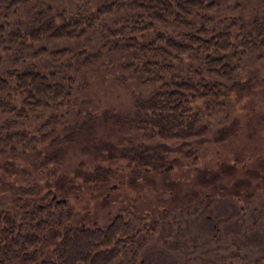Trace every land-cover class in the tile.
<instances>
[{
	"label": "trees",
	"instance_id": "16d2710c",
	"mask_svg": "<svg viewBox=\"0 0 264 264\" xmlns=\"http://www.w3.org/2000/svg\"><path fill=\"white\" fill-rule=\"evenodd\" d=\"M245 1L243 6L236 0H0V189H8L11 205L2 206L0 195V264H136L141 244L134 240L153 231L148 219L164 225L177 208L167 204L168 196L178 201L185 187L193 196L216 187L221 176L206 165L193 168V186L163 179L157 187L154 175L167 169L170 150L164 142L117 147L108 142L98 152L106 164L81 173L85 187H93L86 194L97 193L123 160L126 171L102 198L119 186L139 190L148 199V217L133 204L103 214L101 222L89 210H74L72 201L80 194L74 176L58 174L54 190L43 195L28 177L24 186L7 177L18 170L31 177L59 163L58 143L92 130L96 118L88 114L89 120L58 135L66 110L83 104L90 75L92 81L140 84L136 95L131 92L135 127L164 140L201 135L202 115L221 109L229 94L249 92L264 80L254 66L264 57V0ZM217 131L218 143L237 132L225 125ZM46 138L51 152L37 145ZM17 160L27 161L30 170ZM218 163L235 187L244 184L235 162ZM151 196L163 202L156 216ZM123 254L128 256L120 263Z\"/></svg>",
	"mask_w": 264,
	"mask_h": 264
},
{
	"label": "rangeland",
	"instance_id": "374dc122",
	"mask_svg": "<svg viewBox=\"0 0 264 264\" xmlns=\"http://www.w3.org/2000/svg\"><path fill=\"white\" fill-rule=\"evenodd\" d=\"M236 1L238 5L248 4L245 0ZM222 11L224 13L226 10ZM254 66L264 76V57ZM92 78L91 75L87 77L90 87L83 91V104L75 102L72 111L66 110L62 130L58 135L64 136L72 131L75 122L89 120L88 114L96 118L91 122L92 130L83 136L76 132L70 142L58 143L63 150L59 163L38 170L31 177L24 170H18L7 177L8 180L24 186L28 177L30 182L39 184L37 190L43 195L48 188L54 190L58 174L74 176L73 180L80 185L76 190L80 194L72 201L74 210L84 213L89 210L101 222L103 214L118 212L120 207L133 204L132 209H143L144 215L148 217L151 215L148 199L140 198L139 190L128 192L119 186L106 199L102 198V194L109 191V185L119 182L122 172L126 171L123 160L118 161L116 170L109 177V183L97 193L86 194L93 187H85L81 173L93 170L97 162H102L98 157L99 147L105 152V144L108 142L116 147L136 145L138 142L156 146L164 142L170 150L163 164L167 169L154 175L157 187L160 188L163 179H177L182 184L186 182L193 186L196 182V170L193 168L196 166L206 165L221 177L215 188H206L199 195L193 196L191 189L185 187L179 192V200L172 201L165 193L164 196L170 199L167 204L170 207L176 205L177 208L171 209V214L164 218V225L160 224L161 220L155 222V219H148L153 224V231L143 240H134L135 245L141 244L135 251L136 264H264V80L249 92L229 94L224 97L225 103L221 109L213 111L209 116L202 115L200 122L206 124V127L201 135L191 136L186 141H175L164 140L160 135H150L147 130L135 127L132 93L136 95L140 90L139 83L132 84L128 79V84H120L104 79L100 81L95 77L92 81ZM222 125L237 132L230 133L223 143H218L214 138L216 135L218 137L217 129ZM49 141L46 138L43 145H37L51 152ZM188 151L190 155L186 154ZM255 156L260 161H252ZM224 160L235 162L234 172L244 184L239 183L236 187L232 184L230 174L223 172L218 163ZM25 162L16 161L19 167L26 165L25 170H30V164ZM102 164H106L105 161ZM151 192L145 191V194L150 195ZM0 195L3 197L2 206H11L8 189H0ZM188 197L191 198L189 202ZM91 198L95 203L88 201ZM151 198L156 216L163 209L160 205L163 202H157L153 196ZM126 256H120V263H125Z\"/></svg>",
	"mask_w": 264,
	"mask_h": 264
},
{
	"label": "water",
	"instance_id": "95a60500",
	"mask_svg": "<svg viewBox=\"0 0 264 264\" xmlns=\"http://www.w3.org/2000/svg\"><path fill=\"white\" fill-rule=\"evenodd\" d=\"M55 196V195H54ZM54 196H52V197H54Z\"/></svg>",
	"mask_w": 264,
	"mask_h": 264
}]
</instances>
